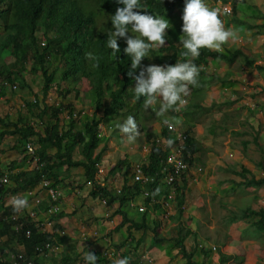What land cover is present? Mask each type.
Segmentation results:
<instances>
[{
    "label": "rangeland",
    "instance_id": "374dc122",
    "mask_svg": "<svg viewBox=\"0 0 264 264\" xmlns=\"http://www.w3.org/2000/svg\"><path fill=\"white\" fill-rule=\"evenodd\" d=\"M88 2L92 5L93 12L98 15L96 17L99 27L102 30L111 27L108 17L101 13L98 4L94 1ZM213 2L205 0L210 8ZM235 10L239 12H233L231 16L225 17L224 23L237 33V37L223 48L231 52L240 49L243 54L231 63L211 60L209 63L199 65L201 72H204L203 74L200 72L199 81L201 83L205 80L204 86L190 87V94L186 97L187 104L179 111L170 109L166 114L168 118H174L175 127L179 131L185 129L187 133L195 134L194 130L198 128L197 139L203 145V150L194 155L183 174L186 176L184 182L186 184L181 216L176 215L174 202L169 203L170 208L160 207L154 211L151 206L145 205L144 199L140 196L132 200V204L131 201L120 208L126 217L134 222H140L145 216L149 226L158 227L157 236L163 237L166 244L172 246L170 249L176 247L173 239L177 237L176 226L180 224L186 226L191 234L183 243L186 250H192L196 246L193 260L197 264H264V232L254 233L252 221L255 216L248 219L240 217L245 207L253 206L264 210V186L246 188L241 185L244 179L251 176L255 179L264 178V0H243ZM183 11L184 7L172 4L163 12V17L169 20L167 36L177 50L179 49L177 43L183 35ZM1 25L0 21V43L7 36ZM52 35L56 36L49 34ZM128 35L138 34L130 29ZM37 37L39 48H45L47 42L42 33L39 32ZM26 47L27 54L22 58H19L11 47L0 53V117L10 116L14 121L22 115L42 134L45 127L50 124L49 109L59 103H73L74 108L81 111L82 122L93 116L102 118L101 143L95 150V153L102 155L100 168L103 173L98 174V181L118 194L125 180L131 182L128 176L132 165L147 160L151 141L157 142L156 139L161 140L164 137L161 134L165 125L163 118L156 116L159 102L147 110L142 106L135 116L126 112L105 116L103 109L109 103V92L101 99L102 107L96 109L89 89V80L92 77L88 79L82 77L79 82L63 81L61 72L66 64L53 49H48L50 64H45V68L50 71L57 67V71L50 91L43 97L42 70L33 58L34 49L29 42L26 43ZM172 53L173 51H168L159 54V47H154L150 50L149 57L142 61V65L165 66L160 60H171L175 57ZM10 72L14 83L8 82ZM135 83L134 81L124 92L125 104L122 111L132 112L137 106L132 90ZM66 89L70 91L66 93ZM249 104L253 105V111L248 110ZM44 105H47L48 109L39 114L40 108ZM129 115L135 118L141 133L132 144L126 142V138L116 126L123 123ZM61 116L66 118L68 113L64 111ZM248 116L249 120L246 119ZM2 128L4 126L0 122V129ZM11 128L8 126V129ZM147 132H154L156 135L147 139ZM175 136L176 133L170 135L173 139ZM19 142L17 135L7 134L0 138L1 167L9 176L14 175L10 169L13 164L14 171L18 172H32L37 169L34 154L17 149L16 146H20ZM32 143L36 150L39 149L37 137L32 139ZM159 144L162 145L163 142ZM21 148L24 149L22 145ZM48 150L50 153L55 151L53 147ZM25 154H28V157L23 159ZM73 156L75 159L80 157L78 149ZM65 167H61L60 185L50 187L59 193L55 216L59 213H63V216L56 222L52 218V221L53 224H58L63 220V228L59 232L63 238L61 241L54 240L50 243L49 251L38 257V264H62L64 258L69 259L67 264H86L84 256L87 251L95 253L103 264H114L117 259L126 257L130 258V263L131 260L137 263L138 240L146 243V248L140 250L141 254L154 261L153 257L158 251L156 247L162 243L154 242L153 232L150 229L116 230L121 221V216L115 215L119 208L118 202H114L110 208L102 200L94 202L89 195V188L83 191L87 183L80 169L71 167L66 171ZM243 167L248 173L242 172ZM9 179L13 188L15 182ZM48 182L49 185L52 184ZM42 187L41 182L31 189L8 195L26 197L30 206L23 210L21 215L31 220L29 215L36 213L38 225L44 221L45 209L49 204L45 202L40 208H33L36 207L33 204L36 201L32 200L40 197L47 199V193ZM90 187L92 189V186ZM165 196L166 192H163L159 197L162 204ZM141 206L144 207V212L138 211ZM113 221L115 227H112ZM19 228L14 226V229ZM238 236L243 242L237 243ZM7 243L9 245H5V248H8V253H22L25 250L18 245L17 239L12 238ZM164 249L167 252L172 251ZM7 255L9 257L7 259H10V255ZM177 255L169 260H162L161 264H184V259Z\"/></svg>",
    "mask_w": 264,
    "mask_h": 264
},
{
    "label": "trees",
    "instance_id": "16d2710c",
    "mask_svg": "<svg viewBox=\"0 0 264 264\" xmlns=\"http://www.w3.org/2000/svg\"><path fill=\"white\" fill-rule=\"evenodd\" d=\"M88 1H94L98 4L101 13H104L108 17L110 24L111 16L115 14L116 9L123 6L118 4L116 0H0L1 27L7 32V36L0 43V53L11 47L19 58L25 57L27 54L26 43L29 42L31 48L34 49L33 58L39 63V67L43 73L44 83L42 92L43 97H45L51 89L57 71V67L50 71H47L45 68V64L49 63L48 55H50V50L48 49H53V52L57 53L60 60L66 64L61 72V79L63 81L79 82L82 77L84 79L92 77L89 80V89L91 90L90 94L93 95L96 109L102 107L101 99L106 92H109V103L103 109L105 116L113 113L124 114L125 112L135 116L143 106V97L136 99L137 106L134 111L121 110L125 104L124 92L135 81L128 75L131 69V61L124 52L127 46L126 41L123 38L118 40L120 53L113 56L111 49H108L105 44L107 33L112 30V24L111 27L109 26L106 30H102L99 27L98 17H96L98 15L93 12L92 5ZM221 1L223 3L231 2L234 6L238 2V0ZM139 2L143 8L139 11H146L147 14L156 16H164L163 12L172 4L185 7V0H139ZM39 32L42 33L44 40L47 42L46 47L42 49L39 48V39L37 37ZM50 33L56 36H49ZM165 39L166 45L159 47V54L173 51L172 55H175V57L169 61L160 60L164 65H175L179 59L181 61L191 60L197 66L202 63H209L211 60H224L231 63L239 55L243 54L240 49L233 52L224 50L222 53L202 49L201 55L198 58H192L190 55L183 57L181 53L185 49H183L180 40L177 43L179 48L177 50L173 46L170 37L166 35ZM88 52H92L98 59L95 61L86 59V53ZM97 63L98 67L95 66ZM260 68L263 67L260 66ZM201 73L203 74L204 72ZM136 74H139V69ZM10 76H12L11 72L8 76V82L14 83V80ZM205 82V80L202 81L199 88H202ZM69 91L70 89L65 90L66 93ZM47 109V105H44L43 108H40L39 114L44 113ZM64 111L68 113L66 118L61 116ZM80 114L81 111L76 110L73 103L70 102L52 106L49 109L50 124L45 127L44 134L40 133L33 124L28 123L22 115L14 121L10 116L0 117V122L4 126V128L0 129V138L7 134L17 135L20 146H16V148L22 152H26L27 150L31 153L27 148V144L32 143L34 137H37L40 146L35 153H32L37 164L35 171H20L9 176L3 171L0 160V178L8 176L15 182L13 188H0V201L10 193H19L31 189L43 182V180L52 182V184L48 185V189L50 187L55 188L62 182V166H66L64 168L66 171L71 167H77L85 178V182L92 185V190L89 193L91 198L106 201V205L109 208L114 202H118L119 208L115 211V215H120L121 221L116 227V230H120L124 226L127 227L128 231L134 229L143 231L150 229L154 235V242L161 243L163 237L157 236L158 227L155 225L149 226L145 216L142 217L140 222H134L120 210V208L122 209V207L126 206L141 194L143 188L140 184L129 183L125 180L121 190L117 194L109 190V187L106 185L99 183L98 174H100L99 169L102 155L101 153H95V150L101 143L100 125L102 118L93 116L91 119L82 122L80 120ZM8 126L12 128L8 129ZM188 133L185 130L182 132L180 149L184 160L190 163L194 155L203 150V145L198 139ZM161 134L168 138L169 129L166 125L163 126ZM155 135L154 132H147L146 137L150 139ZM256 137L255 139H257ZM21 145L24 149L21 148ZM50 147L55 149L53 153L48 152ZM76 149L79 150L80 154V157L77 159L73 156ZM168 151V147L163 149L156 145L154 140L150 144L145 173L152 175L156 180L153 184L147 185L146 187L149 195L144 202L147 206H149L151 200L158 201L161 195L160 192L156 195H153V193H156L158 190L159 179L162 177L160 173L161 160L166 156ZM27 157L28 154H25L23 159ZM15 162L18 163L20 160ZM14 166L15 164L10 167L11 171ZM242 172L248 173L244 167ZM242 184L246 188L261 187L264 186V178L255 179L251 176V178L245 179ZM184 186V182L180 186L175 181L172 182L173 199L168 200L169 203L174 202V208L178 217L182 214L181 208L184 202ZM0 204V237H4V241L0 243V264H11L9 259H7L8 248H5V245H9L7 241H11L12 238L17 239L18 245L25 249V259H32V264H38V257L46 254V252L37 253L35 251L37 246L47 245V243L50 244L54 240H62L63 236L59 235L62 227L59 224H53V234L41 233L40 229L36 227V224L32 220L22 215L18 218L20 222L24 223L22 224L23 230L18 233L15 232L13 227L20 222L14 221L12 218L19 213H14L10 205ZM153 207L155 210H158V203H155ZM62 214L54 215L52 217L53 220L56 222L63 216ZM253 215L258 216V219L252 222L254 229L258 232H263L264 210L262 208L258 210L245 208L242 210L240 217L244 219ZM26 229L32 231V235L29 238L25 234ZM129 234L131 235V233ZM190 234L191 231L186 226L183 227L180 224L176 228L177 237L173 239L175 240L178 254L184 259V264H197L193 260L196 246L192 250H186L183 243ZM140 243L141 240H138L137 245ZM68 260V258H64L62 264H67ZM97 264H102L101 259L97 260ZM130 264L137 263L131 260Z\"/></svg>",
    "mask_w": 264,
    "mask_h": 264
},
{
    "label": "clouds",
    "instance_id": "9594fccd",
    "mask_svg": "<svg viewBox=\"0 0 264 264\" xmlns=\"http://www.w3.org/2000/svg\"><path fill=\"white\" fill-rule=\"evenodd\" d=\"M116 2L123 6L118 7L115 14L111 16L112 30L107 33V40L105 42L106 47L108 49H111L113 56H116L118 53H120L118 40L120 38H123L126 41L127 46L124 49V52L131 61V69L128 72V75L136 82L135 87L132 89L135 98H144L143 107L146 110L159 102V108L156 111V116L163 118V123L169 129V134L168 138L163 137V139L159 140V142H163L162 145H160L159 142H156V145L163 149L167 147L171 148L177 142H180L181 145L182 140H180L177 135L178 133L182 134L185 129L179 131L175 127L174 118L170 119L166 114L170 109L179 111L181 107L187 104L186 97L190 94V87L200 86L199 77L201 68L191 60L181 61L180 59L175 65L159 66L151 64L148 66H143L142 61L145 58L149 57V52L151 49H153L154 47H163L166 45L165 36L167 35V31L169 29V20L165 19L163 16L149 15L146 11H137L141 9L139 0H116ZM241 2H243V0H238L237 4L234 6L231 2L223 3L221 0H217L213 2L212 8H210L205 3V0H185V7L182 16L183 35L180 37V42L182 43L183 49H185V51L181 53V56L188 57L190 55L192 58H198L201 55L202 49L212 50L220 53L226 50L225 48H223V46L230 40H235L237 37V33L231 27H226L224 19L225 17L231 16L233 12H236V10L234 11V7L236 8ZM218 3H220L221 5H229L232 10L231 13L227 15L222 14L221 8H215L216 6H218ZM129 29H131L132 32L137 33L138 35L129 36ZM86 59H88L89 61H95L98 58L92 52H88L86 53ZM95 66L98 67V63ZM138 69L140 71L137 75L136 73ZM116 126L126 138V142L129 144L135 143L136 140L141 136L137 121L131 115H129L123 123L117 124ZM175 133L176 136L174 137V139L171 138L170 135ZM183 174L180 175L179 178H176L174 181L176 182L178 179L184 176ZM160 184L162 185L163 189H165L167 195H169L170 193L173 194L172 185L166 187L160 182L159 179V185ZM11 185L12 183L9 179V184L4 188H11ZM42 188H44L45 191L48 190L47 187ZM158 192L159 190H157L156 193H153V195L158 194ZM11 196L5 198V200H7V204H5L4 199L1 200L0 203H4V205L8 206L10 205L14 213H19L18 215H14L12 219L14 221L20 222L18 217L22 214L21 212L23 210L27 209L30 206L29 200L26 197L21 196H13L10 199ZM37 199H41V203L33 208L38 209L40 208L41 204H44L43 202L45 201V199L41 197ZM47 199L49 204H47L46 206L48 208L46 209L44 214V221L41 223H44L46 220L49 221L51 223L50 228L45 230L44 233L53 234V221L51 220V218L56 215L57 207L55 205L58 203V199L55 203H51L48 196ZM32 201H36V199ZM33 204L35 206V203ZM52 207L54 208V212L52 214H48L49 208ZM32 214H34L35 216L37 214L31 213L29 215L32 222H34L37 227L38 224L36 223V217L32 218ZM22 224L24 223L20 222L19 224L15 225L19 226V229H14L13 227L15 232L18 233L23 230ZM28 230L29 229H26L25 234ZM3 241L4 237H0V243H2ZM49 249L50 247L46 248L43 253L49 251ZM23 253L24 252H11L8 254L11 257V254ZM140 256H144L146 258L144 254L139 255L137 258V264H148L142 263V261H140L139 259ZM84 259L86 261V264H97L98 260L95 253L88 251L84 256ZM9 261L12 264L11 258L9 259ZM114 264H130V258L126 257L117 259Z\"/></svg>",
    "mask_w": 264,
    "mask_h": 264
},
{
    "label": "built area",
    "instance_id": "2783aa9c",
    "mask_svg": "<svg viewBox=\"0 0 264 264\" xmlns=\"http://www.w3.org/2000/svg\"><path fill=\"white\" fill-rule=\"evenodd\" d=\"M217 5L218 6H216L215 8H218V9L221 8L222 14L224 15L230 14L232 11L229 5H221L220 3H218ZM249 110L250 111L254 110L253 105L249 104ZM246 119L249 120L250 117L248 116L246 117ZM177 137H179L181 140L180 133H178ZM156 141L159 142L158 139ZM31 144L32 143H28L27 148L31 153H35L36 149L34 148L33 144L32 145ZM146 165H147V162H142V161L134 163L131 167V171L129 174L131 183H138L143 188L141 194L143 195L144 200L149 195V192L146 190L147 185L153 184L156 180L152 175H148L145 173ZM160 167H161L160 173L163 175L162 178L160 179V182L166 187L171 186L172 182L176 178H179V176L182 175L186 171L187 162L184 160L182 156L181 149H180V142H177L171 148H169V151L167 152L166 156L161 160ZM99 172L103 173L102 169H100ZM8 184H9V178L7 176L0 178V188H4ZM48 185H49L48 181L43 180V187H48ZM47 192H48L49 201L51 203H55L59 197V193L53 189H48ZM172 195H173L172 193L167 195L166 196L167 200L165 199L163 204L159 200L158 201L151 200V202L149 203V206L154 205L155 203H158V204H162V207L170 208L169 201L172 200ZM13 196H18V195H13ZM13 196H11L10 199ZM40 203H41V199H36L35 206H38ZM105 205H106V202H105ZM132 206L134 207L135 205H132ZM144 210L145 209L143 206L138 208L139 212H144ZM53 212H54V208L53 207L49 208L48 214H52ZM31 216L32 218L35 217L34 214H32ZM50 224L51 223L46 220L44 223L37 225V227L40 229L41 233H44L45 230L50 228ZM112 225L114 226V224ZM31 235H32V231L29 229L26 232V236L29 238ZM49 247L50 245L49 243H47V245L45 246L36 247L35 251L37 253H43L46 250V248H49ZM25 257L26 256L24 253L23 254H11L12 264H21V263L32 264L33 263L32 259L26 260ZM139 259L140 261H142V263L150 264V260H147L144 256H140Z\"/></svg>",
    "mask_w": 264,
    "mask_h": 264
},
{
    "label": "crops",
    "instance_id": "0c3cea01",
    "mask_svg": "<svg viewBox=\"0 0 264 264\" xmlns=\"http://www.w3.org/2000/svg\"><path fill=\"white\" fill-rule=\"evenodd\" d=\"M236 12H239V11H236ZM238 14V13H237ZM200 87V86H199ZM202 103V102H201ZM203 105H206L205 103H202ZM198 128L196 129V130H194V132H195V134H191L192 136H194L196 139L198 138ZM1 160V159H0ZM145 162H148V158H147V160L145 161ZM101 169V168H100ZM100 169H99V171H100ZM20 172V171H19ZM11 173L13 174H16V173H18V171H14V168L12 169V171H11ZM100 173V172H99ZM100 174H102V173H100ZM185 177L186 176H182L180 179H178L177 181H176V184L178 185V186H180L181 185V182L180 181H182V182H186L185 180ZM130 179V178H129ZM245 180V179H244ZM131 181V180H130ZM178 182H180V184L178 183ZM244 182V181H243ZM242 182V183H243ZM131 183V182H130ZM241 183V185H243ZM186 184V183H185ZM89 186V187H88ZM90 186H92L90 183H87V185L86 186H84L83 187V191L85 192L87 189L86 188H89L88 189V192L90 193V191L92 190L91 189V187ZM244 186V185H243ZM185 187V186H184ZM245 187V186H244ZM251 188V187H250ZM158 190H159V192L162 194L163 193V191H165V189H163V187H162V185L160 184L159 185V187H158ZM45 191V190H44ZM148 191V190H147ZM46 193H47V196H48V192L46 191ZM46 196V197H47ZM140 197H142L143 198V195L142 194H140L139 195ZM138 197V196H137ZM136 197V198H137ZM94 200V202L95 201H98V200H100V199H93ZM136 200V199H135ZM48 203V199H45V201L43 202V203ZM102 202L103 203H105L106 201H103L102 200ZM133 203V201L131 202V204ZM99 204H95V206H98ZM154 205H151V209L152 210H154V211H157V210H155L154 209V207H153ZM158 206H159V208L161 207L162 208V204H158ZM158 208V209H159ZM245 208H251V209H254V210H258V209H260V208H255V207H245ZM244 208V209H245ZM243 209V210H244ZM67 212V211H66ZM96 212V211H95ZM176 212V211H175ZM242 212V211H241ZM93 214H98V213H93ZM241 214V213H240ZM93 216H96V215H93ZM120 216V215H119ZM251 217H254V215L253 216H251ZM248 218H250V217H248ZM248 218H244V219H248ZM258 219V216H255V218L253 219V221H256L257 219ZM252 221V222H253ZM62 223H63V220H61V222L59 221L58 222V224H59V226L61 227L62 226V228H63V225H62ZM112 224H114V221L113 222H111ZM120 223V222H119ZM180 223V222H179ZM69 225V224H68ZM183 225V224H182ZM70 226V225H69ZM69 226H67V227H69ZM114 226H115V224H114ZM114 226H112V227H114ZM72 228H73V226H72ZM123 228H126V230H127V227L126 226H124ZM176 228H177V226H176ZM253 229H254V227H253ZM81 230V229H80ZM79 230V231H80ZM82 231V230H81ZM264 232V231H263ZM263 232H258V231H256L255 229H254V233L255 234H261V233H263ZM239 237V236H238ZM243 242V240H241V237H239V240L237 241V243H239V242ZM167 242H169V241H167ZM162 243V245L161 246H158V247H156L157 249H158V251H157V254L155 255V257H153L154 258V261H152V260H150V264H158L159 263V261H160V263L159 264H161L162 263V260H169L172 256H176L177 255V253H178V249L176 248V247H174V248H172V249H170L172 246L171 245H167L166 244V241H162L161 242ZM136 245H137V242H136ZM146 243H140L139 245H137L138 247L136 248V251H137V253H138V255H143V254H141L142 252H140V250L141 249H145L146 248ZM164 248H168L169 250H172V251H169V252H167V251H165V249ZM167 249V250H168ZM180 259L182 258L181 256H180V254H178L177 255ZM102 261V260H101ZM102 264H103V261H102Z\"/></svg>",
    "mask_w": 264,
    "mask_h": 264
}]
</instances>
